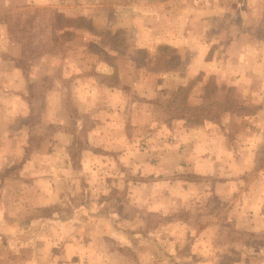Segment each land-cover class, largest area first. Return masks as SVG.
<instances>
[{"label":"crops","instance_id":"obj_1","mask_svg":"<svg viewBox=\"0 0 264 264\" xmlns=\"http://www.w3.org/2000/svg\"><path fill=\"white\" fill-rule=\"evenodd\" d=\"M9 1L0 0V3ZM28 1L42 7L49 2ZM206 1L215 5L214 16L220 27L236 28L240 25L241 31L226 41L224 47H232L235 52L232 56L237 60L236 70L240 71L236 73L239 82L251 86L247 90L252 96L264 97V34L259 31L264 27V0H205V5ZM50 3L58 8V14L64 13V6H57L59 0ZM133 5L126 3L120 7L132 10V22L125 23V19H119L124 23L107 21L102 25L96 21L91 26L98 28L100 24L105 30H111L117 25L120 28H134L135 39L142 48L150 50L163 43L176 49L180 65L187 57L188 63H184L181 70L177 65L167 67L169 69H165L162 74L173 78L177 89L185 86L183 84L194 74L196 66H199L198 73L209 60L210 50L207 42L194 41L188 34L192 24L191 14L188 13L184 20L179 21L167 11L156 12L154 16L148 13L153 18L145 23L135 15L138 9ZM90 6L93 9L89 12H94L92 15L95 18L99 11L98 5ZM1 8L7 9L5 5ZM151 9L154 11V8ZM55 27L56 31H61ZM182 27L183 30L175 29ZM15 58L16 55L12 56V59ZM35 59L41 60L40 71L43 77L40 85L37 84L38 68H28V105L16 94L18 89H13L14 93L3 91L12 93L13 99H3L9 94H3L0 99V114L3 112L5 121L13 125L12 131L0 130L1 146H4L2 142L9 140L17 145L21 139L17 127L19 114L28 107V131L22 136V153L19 154L20 179L0 180V249L12 252L14 260L10 264H28V256L25 258V255L29 251H36L39 261H47L51 251L73 256L75 252L85 251L83 248L86 245L92 256L95 257L96 253L101 255L100 262H110L113 253L127 250L128 227L116 228L113 221L117 216L121 221H128L127 217L122 216V205H127L130 197L138 203L151 199L155 209L158 200L163 198L168 208L172 206L173 210H177L173 205L180 204L177 202L178 196L188 204L195 197V201L202 204H207L209 197H215L226 205V212L231 215L237 231L248 235L264 233V182L259 178L248 181L242 178L245 172L256 171L254 157L258 148L264 144V99L250 100L254 111L250 115L248 131L234 136L237 150L229 143L224 131L208 126L203 121L204 124L198 127H185L183 131L174 132V142L165 151L153 147L140 151L130 143V118L141 127L152 123L148 105L154 97L153 89L147 87L142 91L146 101L133 105L131 117L126 93L129 83L121 72H118L116 84L101 82L98 80L99 71L88 62V53L81 50L68 54L47 51ZM81 60L86 62L82 63ZM54 61L57 62L55 70L49 68ZM233 64L226 66L224 77L234 73ZM106 67L104 73L111 69L108 65ZM12 72L20 78L23 76L15 65ZM18 82L19 78L16 79ZM244 87L241 85V90ZM36 90L42 93L39 118L35 117L36 100H29L30 92ZM66 93L71 95L68 105L62 104L60 100L62 94ZM2 125L4 123H0ZM81 132L84 133L82 148L78 147L77 142ZM152 139L153 134L148 143ZM7 155L0 153V169L1 166L10 168L8 164L11 160ZM162 168L170 174L199 177L194 183L178 177L158 182L152 180L149 188L156 191L146 195V174L157 176ZM130 172L132 175H129ZM129 176H136V198L129 194ZM82 177L86 178H83L85 183H82ZM162 186L167 196L160 195L159 189ZM115 202L120 203V211L109 206ZM44 210L52 212L42 214ZM210 217L219 223L222 215ZM169 233L179 235L176 231L169 230ZM203 234L199 244L202 249L210 253L217 250L214 247L216 240L205 238L207 234L213 236L211 230ZM84 235L89 237L87 241L83 240ZM136 235H139L138 231ZM181 235L186 238L192 235V231L186 230ZM112 245L119 248L113 249ZM244 247L250 249L255 246ZM57 255L52 259L59 260ZM197 261L193 260L192 264H220V261L210 258ZM230 264H264V261L255 263L254 260L239 258Z\"/></svg>","mask_w":264,"mask_h":264},{"label":"rangeland","instance_id":"obj_2","mask_svg":"<svg viewBox=\"0 0 264 264\" xmlns=\"http://www.w3.org/2000/svg\"><path fill=\"white\" fill-rule=\"evenodd\" d=\"M52 1L54 0H49L47 6L43 7L28 0H10L7 3H0V8L4 5L7 7L4 10L0 9V99L3 94H9L3 99H13V89H18L16 94L28 105V68H38L37 84L40 85L43 77L40 71L41 60H36L35 57L47 51L68 54L71 51L81 50L88 53V62L91 63V67L94 66L99 71L98 80L101 82L116 84L118 72L122 73L124 79L129 83L126 93L131 117L133 105L146 101L142 97V91L147 87L153 89L154 97L148 105L152 123L141 127L130 118L129 132L130 139H132L130 143L134 148L142 151L153 147L165 151L174 142L172 139L174 132L183 131L185 127H198L203 121H206V125L215 126L224 131L229 143L233 144L234 149L237 150L234 136L248 131L250 115L254 111V108L250 106V100L264 99V97L252 96L247 90L251 86L248 87L239 82V76L236 73L240 71L236 70L235 62L237 60L235 61L232 56L235 55V52L232 51V47L224 46H226V41L231 40L241 31V27L239 24L236 28L220 27L214 16L215 5L212 2L206 1L205 5V0H59L57 6H64L65 11L58 14V8L50 3ZM126 3L134 4L133 7L138 9L135 10V15L145 23L151 21L156 12L166 13L167 11L177 17L179 21L184 20L188 13L191 14L192 24L188 29V34L193 37L194 41L207 42L210 50L208 52L209 60L198 73L196 72L199 66H196L194 74L183 84L185 86H180L177 89L174 79L162 74L165 69H169L167 67L177 65L181 70L182 67L184 68V63H188L189 58L187 57L180 65L176 49L162 42L150 50L142 48L135 39L134 28L129 29V27L124 28L123 26L120 28L117 25L111 30H105L101 28L100 24H98V28L91 26V23L96 21L102 25L107 21L114 23L117 21L118 24H123L124 21L119 19H125V23L132 22L130 20L133 15L132 10L120 9ZM90 5H98L99 11L95 14V18L92 15L94 12H89L93 9ZM144 5L145 8H143ZM151 8H154V11ZM148 13L152 16L147 15ZM166 25H169L168 20ZM55 26L61 31H56ZM175 29L183 30L184 28ZM259 31L264 34V27ZM227 46L230 47V45ZM14 55L17 58L12 59ZM81 62L86 61L81 60ZM233 62L234 73L224 77L226 66ZM53 63L49 68L55 70L57 62ZM14 65L23 75L22 78L13 74ZM106 65L111 67L108 73L103 72L108 68ZM177 68L175 69L179 70ZM55 73L54 71V75ZM44 77L46 78V76ZM18 78L20 82L16 83ZM49 81L51 82V77H49ZM241 85L245 86L243 88L245 90H241ZM62 95L61 103L68 105L67 101L71 99V95L67 93ZM29 97V100L32 99L33 102L36 100L35 117L39 118L41 116L39 103L42 100V93L40 90H36L30 92ZM0 123H4L0 126V130L12 131L13 125L5 121L3 112L0 114ZM17 127L21 134L17 145L10 140L2 142L4 146L0 145V153L8 154V159L11 160L8 164L10 168L5 169L4 166H1L0 180L20 179L19 169L21 167L18 166V163L21 158L19 154L22 153V150L20 151L23 144L22 136L28 131V107L19 114ZM152 134L153 139L148 143ZM77 142L78 147H84L83 132L79 133ZM253 165L256 171L245 172L242 178L245 181L259 178L264 182V144L258 148ZM129 175H132L131 172ZM176 177L188 179L194 183L199 176H185L181 173L170 174L162 168L157 176L146 174V195L148 192L156 191L149 188L152 180L158 182ZM83 178L84 180L86 178H81L82 183H85ZM135 181L136 176H129V189H131L129 194L136 198ZM159 191L161 196H167L163 186ZM9 196H12L11 193ZM150 200L144 199L143 202L139 201L138 203L130 197L129 203L122 205V216L127 217L128 221H121L117 216L113 223L116 228L127 225L129 231L127 250L123 249L122 253H120L121 250L117 251V254L113 253L110 262H100L101 255L96 253L95 257L92 256L91 251L87 250L89 248L87 245L83 248L85 251L75 252L73 256L51 251L47 261H39L36 258L38 253L29 251L25 258L28 256V264H192L193 260L209 258L220 261V264H230L239 258L254 260L255 263L264 261V233L248 235L237 231L234 228L235 224L231 215L226 212V205L221 204V200L209 197L207 204H202L200 201L196 202L195 197V200L188 204L184 198L178 196L177 202L180 204L173 205L177 210H173L172 206L168 208V203L163 198L158 200L155 209ZM109 206L120 211L119 202ZM54 210L52 209V211ZM51 212L44 210L42 214H51ZM262 212L264 213V204ZM220 214L222 218L219 223L214 222L210 217V215L217 217ZM168 229L176 231L179 235L170 234ZM164 230H168V232H163ZM183 230H191L192 235L184 238L181 235L184 233ZM208 230H211L213 236L207 234L208 236L205 238L216 240L214 247L217 250L211 253L203 250L199 245L201 235H205L203 233ZM137 231L139 235H136ZM82 232L84 233V231ZM88 238L84 235L83 240L87 241ZM113 241L118 242L115 239ZM246 245L255 246L256 248H253L256 250L254 251L252 247L250 249L244 247ZM112 247L113 249L119 248L115 245ZM54 255H57L59 260H53ZM12 260H14L12 252L1 248L0 264H10Z\"/></svg>","mask_w":264,"mask_h":264}]
</instances>
